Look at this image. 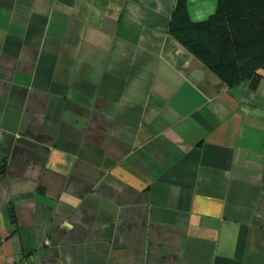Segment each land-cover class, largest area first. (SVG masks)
Returning <instances> with one entry per match:
<instances>
[{
	"label": "crops",
	"instance_id": "1",
	"mask_svg": "<svg viewBox=\"0 0 264 264\" xmlns=\"http://www.w3.org/2000/svg\"><path fill=\"white\" fill-rule=\"evenodd\" d=\"M175 3L0 0V264H264V70L227 87Z\"/></svg>",
	"mask_w": 264,
	"mask_h": 264
},
{
	"label": "trees",
	"instance_id": "2",
	"mask_svg": "<svg viewBox=\"0 0 264 264\" xmlns=\"http://www.w3.org/2000/svg\"><path fill=\"white\" fill-rule=\"evenodd\" d=\"M168 33L227 87H254L264 70V0H216L201 21L189 17L187 0H176Z\"/></svg>",
	"mask_w": 264,
	"mask_h": 264
}]
</instances>
